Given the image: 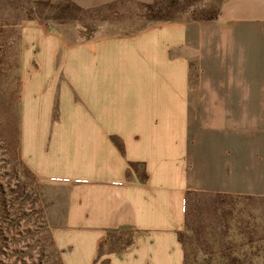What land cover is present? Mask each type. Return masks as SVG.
<instances>
[{
  "label": "crops",
  "instance_id": "0c3cea01",
  "mask_svg": "<svg viewBox=\"0 0 264 264\" xmlns=\"http://www.w3.org/2000/svg\"><path fill=\"white\" fill-rule=\"evenodd\" d=\"M25 31L21 158L65 192L62 264H187L189 192L264 199V0L74 43Z\"/></svg>",
  "mask_w": 264,
  "mask_h": 264
},
{
  "label": "rangeland",
  "instance_id": "374dc122",
  "mask_svg": "<svg viewBox=\"0 0 264 264\" xmlns=\"http://www.w3.org/2000/svg\"><path fill=\"white\" fill-rule=\"evenodd\" d=\"M221 1L155 0L150 11L126 1L82 8L70 0H0V264H62L52 230L65 222V192L40 183L21 158L25 30L46 26L74 43L208 19ZM211 196L189 209L180 236L187 264H264V199ZM128 241L111 234L101 251L122 249Z\"/></svg>",
  "mask_w": 264,
  "mask_h": 264
},
{
  "label": "trees",
  "instance_id": "16d2710c",
  "mask_svg": "<svg viewBox=\"0 0 264 264\" xmlns=\"http://www.w3.org/2000/svg\"><path fill=\"white\" fill-rule=\"evenodd\" d=\"M153 5H143L144 8L148 9L151 11ZM218 15V11L217 13L215 14L214 17H210L208 19H203V20H199V21H211L213 19H215ZM193 22H196V21H193ZM170 23V22H168ZM206 195H212L211 197L213 196H216L218 198H221V199H224L226 197H228V195H217V194H210V193H199V192H189L186 196V227L188 226V217H189V209H191L192 205L195 203V200H197L198 198H201V197H206ZM248 199V198H246Z\"/></svg>",
  "mask_w": 264,
  "mask_h": 264
}]
</instances>
